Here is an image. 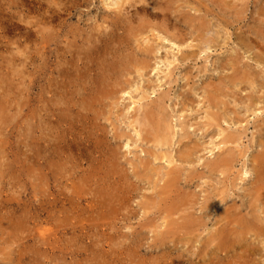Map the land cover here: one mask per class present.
<instances>
[{"label": "rangeland", "instance_id": "obj_1", "mask_svg": "<svg viewBox=\"0 0 264 264\" xmlns=\"http://www.w3.org/2000/svg\"><path fill=\"white\" fill-rule=\"evenodd\" d=\"M10 1L0 0V76L6 72L8 59L4 46L9 48L10 42L16 41L11 25H23L17 22L22 17L18 1ZM29 1L47 5L42 0ZM100 1L48 4L50 29L56 27L59 36H52L45 51L42 45L33 44L30 53L36 60L34 70L28 69L27 74H31L28 81L34 82L35 88L26 89L9 79L15 94L22 97L23 107L19 118L6 128L8 134L12 132V151L7 177L0 181V264H241L245 257H237L243 255L246 243L237 240L231 244L236 239L230 230L239 233L238 218L251 212L239 173L245 171L244 164L250 168L252 156L264 147V0H173V11L179 7L186 11V6L200 11H190L195 21L189 26L175 22L178 12L167 22L179 29L175 34L185 38L184 44L156 41V53L143 76L131 72L119 77V86L107 87L100 96L102 102L95 101L88 115L82 112V118L79 97L110 83L113 76L104 73L113 61L111 54L87 68L79 60L81 40L108 13ZM9 18L13 24L5 21ZM148 20L150 25L158 22ZM201 21L210 26L205 32L212 40L208 46L199 42ZM146 34L151 41L152 34L132 31L131 45L135 47L136 39L141 41ZM58 54L63 57L61 67H57ZM226 63L229 66H224ZM58 70L64 74L56 79ZM234 70L239 75L230 81ZM252 73L255 85L249 88L243 79ZM207 85L223 91L213 99L215 107L207 102L205 91L212 90ZM55 89L63 98L61 107L50 100ZM160 100L170 134L171 126L180 121L188 126V135L180 143L182 132L174 128L177 134L173 141L172 136V142L169 138L166 141L174 142L169 148L166 144L156 146L151 123L143 127L149 142L141 141L134 132L139 130L145 108ZM45 110L48 132L43 130L46 126L41 118ZM224 135L236 136V142L218 150ZM160 150L171 153L175 168L154 160L153 153ZM218 155H229L230 160L225 175L217 178L207 164L219 160ZM4 157L6 160L7 155ZM113 163L117 164L115 169ZM111 170L113 175H107ZM247 176L248 181L253 179ZM116 192L123 196L122 204L105 201L101 209L94 206L102 196ZM180 200L184 214L171 216L167 226L166 211L174 212L169 208L178 207ZM179 216L189 217L184 219L188 222ZM228 221L232 224L224 228L228 232L225 238L232 248L228 243L225 253H220L211 236ZM253 247L259 250L252 259L264 264L263 245L254 242ZM203 248L210 255L204 256Z\"/></svg>", "mask_w": 264, "mask_h": 264}, {"label": "bare ground", "instance_id": "obj_2", "mask_svg": "<svg viewBox=\"0 0 264 264\" xmlns=\"http://www.w3.org/2000/svg\"><path fill=\"white\" fill-rule=\"evenodd\" d=\"M11 1H13V0H11ZM11 1H10V3H11ZM17 1H18V5H16V6L19 9L18 10L19 13L22 15V17H19L17 19V22H19L23 25L22 26L14 25L12 18L5 20L8 23L13 24V25H11V27L14 26L13 27L14 28V36H16V41L10 42L11 43L10 47L12 46L13 48H10V47L8 48L7 44L4 46L8 50V59H7L6 63H4V69L6 72L0 76V167L2 168V169H0V181L4 180L7 177V175H6L7 174L6 170L8 167L7 159L10 156V153L12 151V144H11V140H10V135H12V132H10L8 134V132L6 131V128L14 120L19 118V114H20L22 107H23V104H21L22 103V97H19L18 95L15 94L14 87H12L10 82L11 81L14 82V80H15L18 85H21L22 87L26 86V89H28L30 86H31L30 89L35 88V83L28 81V79L31 78V76H30L31 74H27L28 69H32V71L34 70V64H35V60H36L31 56L32 53H30V51H31L32 47L39 46V45H42L41 49L45 51L46 45H47L48 41L52 38V36H59L56 33L57 32L56 27L54 30L50 29V21L49 20L51 17H49L50 16L49 7H50V5L52 7L57 6L58 4L61 3V0H58V1L56 0V2H55V0H42L43 2L45 1L47 3V5L42 4V3L35 4L34 2L29 1V0H17ZM100 2H102L103 7L106 10H108V13L106 14V16H103V18H102L103 21L100 24H94V27L90 31V33L87 34V36L81 40V45L79 48V55H81V57H79V60L83 63V66L87 68L88 65L91 62H93L94 60H96V59L100 60L101 58H105L106 56L111 54V58L113 59V61L110 59L111 60L110 62H112V63L110 65V67L108 68V70L104 71V73H111L110 75H113V76L110 79H109V76L107 77L109 79L110 83L108 82V83H104L102 86L94 87L89 92V95H85V96L82 95L81 98L79 97V116H81L82 112L84 113L83 116L88 115V113H90V111L92 109V105L94 104L95 101H98L99 103L102 102L103 98H101L100 96H102L103 91L107 87H109L110 85L113 88L115 86H119V84L117 82V81H119V77L128 76V75H130L131 72L132 73L135 72L138 74L139 77H142L143 76L142 72H144L149 67V62H150L149 59L151 58V56L155 55V53H156L155 51L158 47V45H156V47L154 45L156 41H161V42L166 41V42H170L172 45H174L175 42L178 43V41H179L180 44H184L185 38L179 37L178 35L175 34V31L177 32L179 29H177L175 27V25L169 26V24H167V22H169V20L173 17L172 14L174 12H176V13L178 12V15L176 16V18H173V19H175V22H177L183 26H185V25L189 26V24L191 25V23L195 21V18L191 16L192 14L190 15L191 10L194 11L195 13L200 12L199 9H196L195 7H190V6L184 7V9L187 8L186 11H183L182 7H179V9H180V10L178 9L179 11H177L176 9L173 11L172 10V9H174L173 0H102ZM48 4H50V5L48 6ZM61 6H63V5L61 4ZM147 7H149L150 9H148ZM7 8L9 9L10 7H7ZM4 9H6V8H3V10ZM148 19H150V20L154 19L155 21L158 20L159 24H158V22L157 23L152 22L153 24L151 23L152 25H150V21ZM209 27L206 26L203 21H201V24H199V26H198L199 36H200L199 42H201V44H203L204 46H208L212 42V40L207 39L208 37L205 36L206 28H209ZM5 28H6V26H5ZM153 28H157L159 30V32L154 31ZM132 31H137L140 33H142V31L148 32V33L152 34L151 37H153V39L150 41V38H149L150 35L147 36L148 34H146V35H144L145 36L144 38L140 37L141 41H138L136 39L137 44L135 45V47H137V48H135L134 46L131 45L132 43H130L131 38L134 35V33H133V35H131ZM160 32H162V33L160 34ZM207 32H209L208 29H207ZM53 33H56V35H54ZM154 33H155V35H154ZM216 36H217V34H216ZM218 38H219V36H218ZM33 44H34V46H33ZM190 46L191 45L189 44L187 47H190ZM261 49H263V47ZM42 50H41V52H39V54H41V55L44 53V51H42ZM110 51H113V53H111ZM186 57L187 56H184V58H186ZM62 58L63 57L61 56V54H58V56H57V67H61V64H59V62L61 63L60 60H62ZM104 63H106V62H104ZM230 64H233V62L231 61ZM224 66H229V64L226 63ZM230 66L233 67V65H230ZM111 67H113V70H111ZM244 73H245V71H244ZM247 73H248V70H247ZM63 74H64L63 70H58L57 75H56V79L61 78ZM236 75H239V72L234 70L232 77H228V78L230 79V81L231 80L233 81V79L236 77ZM2 76H3V78H1ZM255 76L256 75H254V74L253 75L247 74L244 77L243 80L246 81L249 88L254 87ZM9 79L11 80L10 82H9ZM105 79H106V77H105ZM56 82H58V81L56 80ZM99 82H103V81H99ZM128 84H130V83H128ZM208 87H212V90H206L205 91L207 93V96H206L207 102L209 103V106L213 105V104L215 105L213 99L217 98V96L222 94L223 91L219 88H213V85H209V86L207 85L206 88H208ZM17 88L19 89V87H17ZM80 88H81V86H80ZM93 92H94V95H93ZM95 94H97V95L95 96ZM51 95H52L51 96L52 98L50 100H52V104L54 103V105L61 107V105L63 104V102H62L63 98L61 97L60 91L58 89L57 90L55 89ZM112 95H113V93H112ZM226 95H227V93L225 94V96ZM79 96H80V94H79ZM141 99H143V98H140V100ZM163 110H165V108L163 107V102L161 100L157 103H155V102L151 103L149 105V107L145 108V110H144V114H143L144 118L142 117L143 121L139 125V130L135 129L134 132L141 141L149 142V140L146 139V136L144 135L143 127L145 124L151 123L153 125L152 129L154 128V131L151 133V131H152L151 130L150 133L154 135L153 136L154 142L158 143L156 146L159 148H162L166 144V146L169 148V146L172 147V145H174V142H173V144L170 142L173 141L174 137L177 134V133H173V131L175 130L174 128L178 127V128H180V131L182 132V134L179 136V140H178V142L180 143V141H182L188 135V133L186 131V128H188V126L184 125V122L180 121V123H177L174 127L171 126L173 129V131L171 132V134H172L171 135L169 132V131H171V129H169V126L166 125L167 122L164 118L165 116L163 117V114H164ZM45 113H46V110L43 111V116L41 118L44 119L42 121V123L44 124V126H46L43 130L46 129L45 131L48 132L49 116L46 115ZM209 116H211V115H209ZM57 119H59V118L57 117L56 120ZM183 119H185V117ZM167 120H169V119H167ZM22 121H24V120H22ZM212 121L215 122L216 120H212ZM133 123L135 125H137V120H134ZM168 123H170V121H168ZM263 124L264 123H262V125ZM256 125L259 126L261 124L258 123ZM145 128H147V127H145ZM147 130H148V128H147ZM24 133H26V132H24ZM220 133L223 134L224 131L221 130ZM24 137H25V135H24ZM169 137H171L172 141L170 140ZM235 137H234V135H233V137L230 135H224L222 137L221 141L217 145L218 150L223 148V145L234 144L236 142ZM168 138L170 140L169 143L166 142L168 140ZM55 142H57V141H55ZM259 144L261 145V143H259ZM152 146H154V145H152ZM187 148H189V147H187ZM142 151L144 152V154L149 153V152H147V150H142ZM4 152H6L5 155H7L6 160L4 157L5 155L3 154ZM166 152L160 150L157 153H153L154 154V160L155 161H165V163H167L168 166H170L169 168H172V167L175 168L176 166L174 167V165L176 162L174 160V157L171 155V153H169V151H168V153H166ZM181 153H182V150H181ZM228 156L227 155L219 156V160L216 159L214 161H210L209 162L210 164L209 163L207 164V167L208 166L212 167V168H210V170L212 173L216 174L215 177L217 176V178H218L219 176H222L224 174V170H226L225 168L227 167V163L230 160V158ZM28 158L31 159L32 155H31V157L29 156ZM29 159H27V160H29ZM178 159L180 160L183 158H181V156H179ZM138 166H136V167H138ZM111 167H112V169H115L117 167V164L113 163L111 165ZM243 168L245 169V171L239 173L240 174L239 180L242 184H244V187L242 189H243V191L246 192V196L248 197V209H250L249 211H251V212H250V215H246L245 217L239 216L240 218H238V220H237V228L240 229V232L238 233L236 231V229H235V231L230 230V232L234 233L232 235H235L234 239H236V240H232L231 238L230 239L232 240L231 244H233L234 241L237 242V240H238V242L246 243V244L242 245V246H244V249L242 250L243 255H241V257L240 256L237 257V258L245 257V259L241 262V264H260V263H255V260L252 258L256 255V253H258L257 250H259V249H255V247H253L254 242L261 244L264 247V147L261 149V151H259L257 154L252 156L250 168L248 169L245 164L243 165ZM178 171H180V170H178ZM112 172H113V170L108 171L106 174L107 175H113ZM248 174L251 175L253 178L251 181H248L249 180V177L247 176ZM117 175H119V174H117ZM212 177H214V176H212ZM150 183H151V181H150ZM104 184L105 183H103L102 185H104ZM13 194H15V193H13ZM160 194H162V193H160ZM14 198H16V195ZM105 201L109 202V203H111V202L115 203L116 202L117 204H122L123 201H125V200H124L122 195L118 196V192H116L113 195L110 194V196L107 194V197H105V195L102 196V201H98V202L96 201V204L94 206L96 208H100L102 202H105ZM162 205L164 206V204H162ZM158 206H160V205H158ZM106 208H104V209H106ZM208 208L210 209V207H208ZM169 209H170V211L174 210V212L166 211V217H168L167 219H169L171 216L174 217V215L184 214V212H183L184 206H183L182 200H180V202L178 203V207H173V209H171V208H169ZM166 210H168V207ZM235 211H237V210H235ZM239 212H241V211H239ZM239 212H237V213H239ZM179 217L181 220L188 222L187 219H189V217H185V216H183V217L179 216ZM185 218H187V219L184 220ZM218 219H219V217H218ZM221 219L224 220V218H221ZM169 220H167V222H166L167 226L171 223V220L170 221ZM183 224H185V223H183ZM231 224H232L231 221L226 222V224H222V226L220 227L221 229H218L219 231H216L217 233H215V235H213V236L210 235L212 238L211 243L212 242H216V243L218 242V244L217 245L214 244V246H216V251H218L220 253L221 252L223 253L228 248V247H226V245L229 243V241L227 240V238H225V237H228V234H227L228 232L226 230L224 231V228L226 226L228 227ZM192 227H194V226H192ZM95 230H96V228H95ZM10 234H12V233H10ZM248 236L249 237L252 236L253 239L250 240L251 238H249ZM15 243H16V241H15ZM231 244H230V246H231ZM208 246H209V244H208ZM212 246H213V244H212ZM231 248H232V246H231ZM30 250H31V248H30ZM202 251L203 252L205 251L204 253H202L204 256H205V254H206V256L210 255V254H208L209 250L204 249ZM213 256H215V255H213ZM215 257H217V256H215ZM91 263H93V262L91 261ZM188 264H190V263H188ZM228 264H231V263H228Z\"/></svg>", "mask_w": 264, "mask_h": 264}]
</instances>
